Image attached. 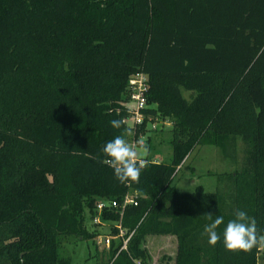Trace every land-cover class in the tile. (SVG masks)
<instances>
[{
	"label": "trees",
	"instance_id": "16d2710c",
	"mask_svg": "<svg viewBox=\"0 0 264 264\" xmlns=\"http://www.w3.org/2000/svg\"><path fill=\"white\" fill-rule=\"evenodd\" d=\"M135 71L147 75L144 110L169 122L170 156L148 155L139 183L122 184L101 149L126 127L110 121L126 115ZM237 137L240 166L211 172L225 190L172 184L196 144L231 154ZM126 192L136 203L120 225L132 232L125 248L111 238L96 264H150L148 234L175 238L162 264L264 257L223 245L237 210L264 231V0H0V264H70L64 239L93 242L85 218L98 198L118 203L99 212L115 234ZM209 213L224 218L214 247L201 235Z\"/></svg>",
	"mask_w": 264,
	"mask_h": 264
},
{
	"label": "rangeland",
	"instance_id": "374dc122",
	"mask_svg": "<svg viewBox=\"0 0 264 264\" xmlns=\"http://www.w3.org/2000/svg\"><path fill=\"white\" fill-rule=\"evenodd\" d=\"M161 127L157 131L146 129L147 132L141 131L140 135L136 134L134 142L137 145L138 154L141 152L139 144L143 142L150 149L149 155L155 156L157 160L168 161L170 147L166 139L168 137L166 129L169 127V122L165 121ZM147 135H149V139L146 138ZM149 143L151 144L149 145ZM243 146V142L237 137L234 152L224 155L212 144H196L185 156L180 167L177 168L172 177V184L177 189L185 191L191 190L196 184L202 185L205 190L209 191L214 189L225 190L228 184L227 179L220 178L214 173L227 172L239 167L244 156ZM85 225L88 230L97 231L92 236L93 242L89 239L81 240L74 236H67L63 241V252L70 257V264H96L98 259L107 260L104 254L106 247L97 242V238L109 233L108 222L101 220L100 223H94L86 215ZM159 237L164 238L165 235L152 236V234H148L145 236L144 244L150 254V264H162L164 255L172 256L174 254L175 238L166 236V240L159 241ZM136 263L141 264L139 261ZM258 264H264V257H259Z\"/></svg>",
	"mask_w": 264,
	"mask_h": 264
},
{
	"label": "clouds",
	"instance_id": "9594fccd",
	"mask_svg": "<svg viewBox=\"0 0 264 264\" xmlns=\"http://www.w3.org/2000/svg\"><path fill=\"white\" fill-rule=\"evenodd\" d=\"M110 124L115 129H121L125 121L114 119ZM133 134V129L124 127L122 134L106 142L101 149L107 157L103 162L112 167L115 178L122 184L139 183L142 170L148 166L146 157L150 149L140 142L141 152L138 154L137 145L128 139ZM208 219L212 222L205 225L201 235H207L208 244L214 247L221 240V235L216 229L224 223V218L216 216L213 220L212 214L209 213ZM223 245L231 252L248 253L256 248L264 249V231L258 229L255 218L250 217L245 210H237L235 218L229 220L223 230Z\"/></svg>",
	"mask_w": 264,
	"mask_h": 264
},
{
	"label": "built area",
	"instance_id": "2783aa9c",
	"mask_svg": "<svg viewBox=\"0 0 264 264\" xmlns=\"http://www.w3.org/2000/svg\"><path fill=\"white\" fill-rule=\"evenodd\" d=\"M148 90L147 75L142 71H135L130 74L127 78L125 85V101L122 103L126 109V115L122 117L125 121L126 127L133 129V132L141 134L140 127L142 124L145 129H157L160 128L162 124H165L166 119H161L157 115L146 112L144 109L148 108L146 102V94ZM130 142L135 144L134 138H130ZM151 161L157 162V158H151ZM136 203L135 193L126 192L122 198L118 210V219L113 222V226L117 229L116 233L104 234L102 237L97 238V242L101 243L103 246L108 247L109 241L113 237H119L121 243L119 248H125L127 239L131 234L132 230L125 233L126 231L120 225V215L122 212L123 205L126 203ZM117 202L114 199H102L98 198L95 200V214L92 215L91 220L94 223H100L101 219L99 217V212L103 207L117 206ZM101 236V235H100Z\"/></svg>",
	"mask_w": 264,
	"mask_h": 264
},
{
	"label": "crops",
	"instance_id": "0c3cea01",
	"mask_svg": "<svg viewBox=\"0 0 264 264\" xmlns=\"http://www.w3.org/2000/svg\"><path fill=\"white\" fill-rule=\"evenodd\" d=\"M150 235H151V234H150ZM157 235H160V236L165 235V237H166V236H167V237L170 236V237L174 238V236L171 235V234H152V236H157ZM165 237H164V238H163V237H159V239H160L159 241H161V240H162V241L166 240L167 237H166V238H165ZM162 238H163V239H162ZM169 239H170V238H169ZM146 244H147V243H146ZM160 244H161V242H160ZM260 250H262V249H260ZM258 260H259V259H258ZM260 260H261V259H260ZM257 264H258V263H257Z\"/></svg>",
	"mask_w": 264,
	"mask_h": 264
}]
</instances>
